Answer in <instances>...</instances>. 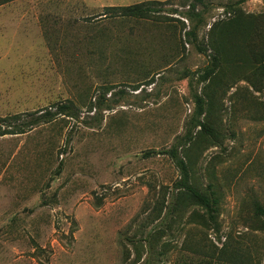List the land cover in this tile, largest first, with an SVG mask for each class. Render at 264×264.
Returning a JSON list of instances; mask_svg holds the SVG:
<instances>
[{"label": "rangeland", "instance_id": "obj_1", "mask_svg": "<svg viewBox=\"0 0 264 264\" xmlns=\"http://www.w3.org/2000/svg\"><path fill=\"white\" fill-rule=\"evenodd\" d=\"M146 1H157L147 18L97 17ZM183 1L0 4V118L56 113L0 136V264H233L218 259L225 241L264 264L253 217L264 207V79L195 48L214 23L238 20L264 52V0H203L199 22ZM173 145L191 182L215 193V225L189 200L175 205L179 173L158 154Z\"/></svg>", "mask_w": 264, "mask_h": 264}, {"label": "trees", "instance_id": "obj_2", "mask_svg": "<svg viewBox=\"0 0 264 264\" xmlns=\"http://www.w3.org/2000/svg\"><path fill=\"white\" fill-rule=\"evenodd\" d=\"M12 0H2V3H6ZM157 1H146L130 6L122 7H104L102 12L97 15L99 19L111 18H147L151 13L157 12L150 5L155 4ZM203 0H184L181 6L186 7L185 13L186 19L192 20L197 18L198 22L201 18L197 11V6L201 5ZM0 3V4H2ZM253 27L247 23H240L238 20L226 21L222 23H214L208 31L209 37L206 47H200L195 45V48L199 53H203L206 49L213 52L211 57L212 63L219 64L225 60L231 61L232 58L238 59L239 64H252L254 73L258 74L262 81L264 79V52H258L254 50V31ZM185 36L192 37V41H196L194 29L186 31ZM237 48L236 52L231 49L233 46ZM229 54V55H228ZM213 70L211 68L206 69L205 74L201 77L203 81H207ZM257 76V75H253ZM195 103L197 106V114L199 116H205L203 108V98L201 96H195ZM70 107L69 105L60 104L57 106V113L67 114ZM56 113L48 111H34L26 115L25 120H21V115H14L10 117L0 118V136L5 135H19L23 134L34 127L46 124L54 120ZM68 116V115H67ZM198 126L201 131L207 134H211V127L201 121H198ZM158 154L167 155L175 168L179 173V179L174 183L173 188L177 191L175 198V205L181 203V201L189 200L193 205L200 207L203 210L204 224L215 225L217 204L218 200L215 193L210 189L204 192L198 189L192 182L190 176V169L188 163L184 159L179 158L176 147L173 145L167 151H161ZM182 195V196H181ZM253 217L255 223L258 226L257 229L264 230V207L258 203L253 204ZM218 259L222 263H233V264H247L249 261V255L242 257L238 247H233L228 241H225L221 248L218 249ZM141 264H149L148 260Z\"/></svg>", "mask_w": 264, "mask_h": 264}]
</instances>
